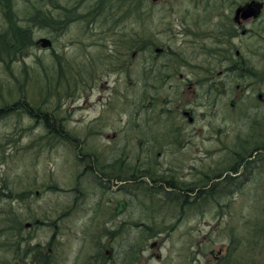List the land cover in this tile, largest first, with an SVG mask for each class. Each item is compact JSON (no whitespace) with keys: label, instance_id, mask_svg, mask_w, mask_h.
I'll use <instances>...</instances> for the list:
<instances>
[{"label":"rangeland","instance_id":"rangeland-1","mask_svg":"<svg viewBox=\"0 0 264 264\" xmlns=\"http://www.w3.org/2000/svg\"><path fill=\"white\" fill-rule=\"evenodd\" d=\"M26 1L13 0L12 8L19 19L25 17ZM55 1L60 7H71L74 3L71 0ZM142 1V6L134 15L139 14V18L146 24L150 22V26L143 27L131 18L125 23L131 27L119 25L118 29L121 34L131 36L132 41L137 38L138 32L154 35L155 46L144 55L132 58L135 46H125L128 37L117 36L116 31L115 34L108 32L107 27L97 21L88 25L74 22L56 34L45 27L33 28L32 38L35 41L48 39L50 47L35 45L29 51H24L9 63L10 71L0 61V109L5 104L13 109H9L8 114L0 112V230L10 229L15 235L18 233V241H22L21 249L27 251L31 259L32 255L41 254L44 250L47 252V248H50L51 252L47 253L49 258L54 259L52 264L95 263L93 258L99 249L98 244H101V256L110 257L107 264H212L217 254L226 252L230 229L243 233L247 230L244 221L250 220L252 224L256 219L254 209L258 207V200L264 197V170L258 175L254 170L247 172L248 169L241 167L236 175L230 172L232 179L227 185L221 181L226 177L224 173L222 177L208 182V186L219 179L220 184L224 183L223 192L218 193L221 197L218 208L205 203L201 209L188 208L180 214L183 210L166 206L162 212L154 213L158 216L154 218L158 225L153 226V231L166 228L165 233H159L157 237L142 239L144 236L140 229L133 227L123 230V233L118 232L109 242L104 236L106 229L115 230L123 222L125 225L136 220L146 225L151 223L140 219L149 214L139 210L135 199L121 213L113 212L118 200L127 201L128 198L121 193L123 191L116 190L115 184H112L111 190L102 188L100 182L104 180H101V176L86 168L89 160L86 154L93 151L100 157L108 158L112 151L120 154L124 150V155L133 156L128 157L133 164L136 160L134 156L144 160L145 150H148L150 143L145 144L140 132L142 130L145 135V131L154 128L150 122L157 120L155 114H159L160 122L164 123L167 117L164 108L167 106L161 104L162 101L174 96L183 101L191 96L178 74L187 76L191 81L197 80L202 89L210 91H201V98L196 101L198 104H206L208 99L211 103L213 97L220 93L218 90H227L225 84L230 83L231 86L221 97H215L217 112L221 116L220 138L210 131L208 135L212 138L208 141L206 137L205 141L204 133L208 125L195 119L189 129L194 127L201 132L198 135L192 132L194 137L189 142H182V148L163 144L155 148L160 152V166L154 168L162 171L165 178L168 177L166 170H170L175 180L198 183L203 181L204 176L215 175L222 167L231 166L236 161L234 153L264 145V137L260 136L264 135V101L255 100L257 93L264 94V38L254 35L237 43V49L242 53L241 46L263 51L247 56V50H244L247 66L261 73L252 78L255 80L251 86L254 91L248 90L249 93L239 100L240 105L231 109L229 100L238 91L235 86L248 82L240 81L236 73L214 72L210 75L216 80V91L209 90L207 79L211 76H206L204 70L207 62L197 56L193 41H190L195 39L190 36L182 39L176 35L179 30L173 28L174 23L183 19L185 11L191 9L189 0H172L166 4ZM28 2L50 11L53 16L60 15L49 0ZM2 23L0 16V25ZM253 27L264 28V9ZM209 46L210 43L203 47ZM156 47L168 50L157 58L158 68L161 67L159 70L174 68L178 71L169 81L176 89H170L168 82L162 84L156 80L157 84H152L155 92L148 89L140 95V87L134 85V80L139 77L135 72L142 67L143 59L149 54L154 55L153 48ZM55 53L61 55L59 64H55L52 57ZM178 55H182L184 64L172 67L169 61ZM221 61L219 67L216 65V70L224 65L228 67V61ZM58 68L66 70L65 76L58 72ZM152 95L155 97L152 103L156 106H143ZM12 102L17 104L13 107ZM29 104H41L42 109L31 108ZM205 110L209 109L198 108L195 112L201 114ZM249 113L256 114L260 126L250 127L251 121L246 118ZM151 114L155 119L153 121L149 120ZM177 118V121L185 123L182 115ZM59 132L68 134L69 142L62 141L60 137L53 138ZM145 139L153 138L145 135ZM176 148L181 151L172 156L171 152ZM255 153L256 156L264 154L263 150ZM261 158L264 160V157ZM260 165L256 164L255 167ZM240 181L244 183L237 192L232 185ZM101 196L111 200L104 208L102 205L96 206ZM72 203L74 209L68 216H58ZM27 224L31 226H25ZM110 247L112 252L109 251ZM133 250L136 252L131 255ZM259 252L258 248L244 255L243 259L253 264L255 258H264V251ZM123 253L125 256L129 253L128 257L125 258ZM7 254L0 252V258L2 255L7 258ZM77 256L81 257L79 261L76 260ZM104 257L102 261L106 260Z\"/></svg>","mask_w":264,"mask_h":264},{"label":"flooded vegetation","instance_id":"flooded-vegetation-1","mask_svg":"<svg viewBox=\"0 0 264 264\" xmlns=\"http://www.w3.org/2000/svg\"><path fill=\"white\" fill-rule=\"evenodd\" d=\"M150 1H152L153 4H158V3L166 4L168 3V1L173 2L172 0H150ZM211 1L214 5L211 3ZM237 1L238 0H189L191 9L185 11L183 19L178 21V23H174L173 25L174 29L180 31V32L176 31L177 36L182 37V39L189 38V36L190 38L195 39V40L190 39V41H193V47L197 51V56L202 57L204 61L207 62L206 70H204L205 72L211 73V74L214 72L215 73L225 72V73H232V74L236 73V77L240 81L248 82L242 86H235V89H238V91H236L234 96L229 100L231 109H236V107L240 105L241 102H239V100L249 93L248 90L254 91L253 90L254 87H251V86L254 85L253 81L255 80H252V78H255L257 72H259L257 69L254 70L253 68H251V66L250 67L247 66V63H246L247 61L243 57L244 50L245 51L247 50V53H246L247 56H251L253 53L259 52L260 50H262L256 47H250L246 45L248 46L247 49H245L246 48L245 46L244 47L241 46V49L243 51L242 53L240 49H237V43L240 42L241 39H244V38L247 39V38H250V36H254V35L257 36L258 38H264V28L258 27L255 29V27H253V25L255 26V23L258 22L260 19V14L264 9V0H242L241 2H237ZM252 1L260 3L261 6L263 7L260 13L258 14L257 18H254V17L244 18L242 17L244 15L243 12H239L236 14L239 8L246 6ZM212 17L214 19H212ZM137 22L143 25V27H146L148 25L150 26V22H148V24H146L145 22L144 23L140 22V21H137ZM142 33L138 32L137 38H134V44H136L138 48L134 50L132 58H134L136 55L143 54L144 52V51H141L139 48L141 47V44H142L141 39H144L146 41L150 40V42L153 43L154 35H148L149 33H146V32H142ZM174 39L176 40V36H174ZM209 43H210L209 47H206V48L203 47L204 45L209 44ZM154 46L155 44L151 45V47H154ZM167 51H168L167 48H165V50H163L161 47L153 48L154 55L149 54L148 58L146 59L148 60L150 59L152 61V64L158 67L159 65H158L157 58L161 57V54L163 55L164 53H167ZM182 55H178L179 57L172 58L171 61H169L170 63H172V67H175L177 65L180 66V63L184 64V61H182ZM220 60H222L221 62L228 61L229 65L227 68L224 65L223 68L216 70L215 67L216 65L217 66L219 65ZM238 61L241 63H239ZM185 62L187 63V61ZM165 66H167V64ZM160 68L152 70L148 74L150 75L154 73L155 76L153 78L151 77L147 81V83L146 81L142 82V76L140 75L141 72L137 73L139 77L136 80H134V85H138L140 87L139 92L141 90H144L145 91L144 93H146V90L148 89H151L152 92H154V89L156 88L152 84L153 82L157 84L156 80H159V83H162V84L168 82V84H170L169 85L170 89H176L175 85L171 84L169 81L172 77H174L175 75L174 73H177L178 71L174 68L159 70ZM157 73L162 74V76L160 78L157 77L156 76L158 75ZM262 73H264V71ZM177 76L179 77L180 82L184 83V86H186L185 89L189 92L191 96L189 98L183 99V101H179V98L177 96H174L173 99L169 100L168 98H166L161 103L167 106L166 108H164V114L167 117L165 120L166 124L164 123L165 127L162 131L164 132L165 130L167 137H169L171 141L178 142L175 146L174 144L170 142L171 144L169 146L182 148L181 147L182 142L184 143L189 142L190 140H192V137H194V135L200 134L201 132L200 129L195 130L194 127H192L193 129H189L190 126H193L192 124L194 123L195 119L200 120V123L203 122L204 124L208 125L204 133L205 141H206V137L208 141L212 138V136L208 135L210 131L213 132L216 138H220L218 136L220 135V128H221L220 117L221 116L219 117V113L217 112L218 103L216 102L215 97L219 98L221 97V94H225V92L229 91V88L231 86L230 83L228 85L225 84L227 90L226 89L223 90L221 88L220 90L217 91L220 93L218 95H215V97H213L214 101H212L211 103H209L208 101L209 99H208L206 100V104H198L196 103V101L199 98H201V95H200L201 91L202 93L204 92L209 93L210 91L209 92L206 91L205 88L202 89L201 88L202 86L197 80L196 81H194V79L193 81L188 80L187 76H183L182 74H178ZM207 81L206 82L210 84L208 87L209 90L216 91L215 90L217 86L216 80L211 76L207 79ZM130 83L131 81L129 82V84ZM144 83H146V86L142 85ZM229 93L231 95V92ZM263 96L264 94L257 93V95L255 96V100L258 102H262L264 101ZM154 99L155 97H153L152 95L151 99L147 101V104L143 106H147V107L156 106L155 104L152 103V100ZM205 107L206 109H209V110L208 111L205 110L201 114H197L195 112L196 109L198 108L205 109ZM179 115H182V117L185 119L184 120L185 123H181L180 121H177L178 119L177 117ZM192 132L194 133V135H192ZM144 133L145 135H147L146 131ZM140 135L143 138V141L144 140L146 141V142L144 141L145 144L149 143L147 141H154L153 139H145V135L142 134V130L140 132ZM177 148H176V151L171 152L172 156H174L175 154L181 151V149H177ZM157 151L159 150L155 149L154 152L153 150L151 151L145 150L144 157H143L144 160L140 159L138 156H134L136 159L134 160V164L132 163L133 161L131 162L128 159V157L133 158V156L124 155V150L120 154L114 153V151H112L111 155H108V158L100 157V155H96L95 152L93 151L87 152L86 157L89 158V160L87 161L88 165L86 166V168L88 169V171L94 172L95 175L101 176L100 177L101 180H104L103 183L100 182V184L102 185V188H104V190L105 189L111 190V186L115 184L114 187H116V190H119V192L123 191L121 193L124 196L126 194L128 198L127 201L125 199L124 201L118 200L116 202V207L113 208V212L121 213L124 210V207H126V205L127 206L131 205L134 202L133 199L135 198H133V195L135 191L132 189H134V185L141 183V182L143 183L140 185H143L144 187L153 188L154 190L156 187L164 189L163 191L162 190L159 191L161 194H160V197L158 198L160 199H162V195H163V197L166 196L170 198L174 196L176 199H181L183 202H185L186 200H189L188 199L189 193L187 192L186 188H183V187H181L180 189L175 188L176 192L174 191L173 188L176 186L177 182L179 181L184 182V180H181V179L175 180L174 174L170 173L171 172L170 170H166L167 172L165 171L168 174L167 178L164 177V173L162 171L155 169L154 167L152 168L153 170L149 168L151 171H155L152 174V177H146V175H144L146 170L143 168L145 166L150 165V164H153L154 166H157V165L160 166V161L158 159L160 152H157ZM151 152H152V155L150 154ZM251 154L252 156L247 159L248 161L256 158L255 152ZM152 157H153L152 160L148 159ZM260 160L263 161L261 157H260ZM245 162L246 161H241V167H243V165H247L245 164ZM124 163L128 164V166L131 168H133L134 166L136 168L135 173L133 175H130L129 176L130 178H128L127 180H124V179H126L128 175L123 177L122 171H120V167H122ZM236 163L237 161L232 162L231 166H229L230 171H233V169H235ZM257 163H259V160H255L254 164H257ZM228 164H230V162ZM236 174L237 173H234V175ZM185 183H188V182H185ZM199 188L202 190L204 189L201 186ZM136 196L138 197L139 194ZM108 201H111V200H108L107 198H103V196H101L96 206L102 205V207L104 208L105 205L109 204ZM71 205L72 206H69L67 209H65L63 213L60 214L59 212L58 216L60 217L68 216L69 213L74 209L73 203ZM36 223L37 222H35V224ZM27 225L31 226V224H27ZM122 227L123 225L121 223L117 228H115V230L106 229L103 232L104 236L107 237L108 242L112 238H114L118 232L123 233ZM98 246H99V249H97V253L94 255L95 258H93V261H95V263H92V262H86V263L101 264V262L105 263L108 259H110V257L103 256L106 260L105 261L101 260V261H98V263H96V261L99 260V259L95 260L96 257L98 256V251H100V255L102 253L101 252L102 245L98 244ZM48 251L51 252L50 248H47V252ZM110 251H112V248L110 249ZM80 258L81 257L77 256L76 260L79 261ZM26 259L27 260H25L24 264H38V262L31 259V257L29 258L28 255ZM107 263L108 261L106 262V264Z\"/></svg>","mask_w":264,"mask_h":264},{"label":"trees","instance_id":"trees-1","mask_svg":"<svg viewBox=\"0 0 264 264\" xmlns=\"http://www.w3.org/2000/svg\"><path fill=\"white\" fill-rule=\"evenodd\" d=\"M26 1L25 11L24 15L25 17L22 19L17 18L16 14L13 10V0H0V16L3 19V23L0 25V61L4 63L5 69L9 70V63L13 62L14 59L18 57L21 53L24 51H29L30 48L37 45V41H35L32 38V29L33 28H40V29H50L53 34H56L57 32L64 31L67 29L68 25L74 22H77L81 25H88L97 23V21H101L105 27H107V31L110 33L117 32L120 36H125L127 38V35H123L119 31V25L123 28H129L131 26H127L126 22L129 21V19L135 20L134 23L137 21L143 22L138 16L134 14L137 13L138 9L142 6L143 1L142 0H71L73 1V5L70 6H64L60 7L57 4V1L55 0H49L54 7L55 10H59V16H53L50 11L42 10L41 8L36 7L35 3H30ZM68 1V0H67ZM89 3V4H88ZM71 11V12H70ZM128 17V19H127ZM135 17V18H134ZM127 19V20H126ZM126 23V24H125ZM144 23V22H143ZM118 25V26H117ZM120 27V28H122ZM130 31V29L128 30ZM131 32V31H130ZM147 33V32H146ZM130 35V34H128ZM126 47L129 45L133 47L135 46V49L138 48L136 44H134V41L131 40L128 37V39L124 42ZM141 47L140 50L144 52H148L152 47L151 45H154L153 43L149 41H146L144 39H141ZM151 47V48H150ZM132 52H134L132 50ZM143 52V53H144ZM52 57L55 60V64H59L61 55L58 56L55 54H52ZM148 58V57H147ZM55 64H53V67H55ZM142 67L138 70H136L135 73H140L142 76V82L147 83V81L152 77L155 76L154 73L148 75L152 70L158 69L154 64H152V61L149 59H143L142 61ZM60 67V66H58ZM59 73H64L63 76H65L66 70L63 68H58ZM206 69V67H205ZM208 69V68H207ZM10 71V70H9ZM58 73V74H59ZM260 73V72H257ZM157 77H161L162 74L157 73ZM210 75V73H206V76ZM213 75V74H212ZM211 76V75H210ZM146 83L142 84L146 86ZM154 86V85H153ZM9 92V91H8ZM145 91L141 90L140 95H142ZM155 92V89H154ZM11 95L12 93L9 92ZM143 98V97H142ZM13 107L14 104L16 105V102H12ZM30 105V104H29ZM31 108H35L37 110L42 109L41 104L38 105H30ZM11 108H8L6 104L4 107L0 109V112L3 114H8V111ZM13 110V109H12ZM157 116L155 119L153 118V114L150 115V119L153 122V129L151 128L150 131L147 132V137L153 138L154 141H147L150 143V147L148 150L155 151L156 147H161L163 145H170L171 143L174 144V146L178 143L176 141H171L169 137H167L166 132L162 131L164 129V123L163 121L160 122L159 120V114H155ZM256 114H248L246 118L251 121L250 127L253 126H260V122L256 119ZM31 117V116H30ZM34 122L35 120L32 119ZM47 123V122H46ZM155 130V131H154ZM162 131L163 133H158ZM154 132L157 134L155 135ZM260 135V134H259ZM258 135V136H259ZM254 136V135H253ZM264 137V135H260ZM62 138V141L69 142V135L68 134H62L61 132L57 133L53 138ZM171 142V143H170ZM263 150L264 152V145H258L256 147H253L249 151H242L240 153H234L236 154V166L233 171L229 170V167H222L221 170L216 173L215 175H206L204 176L203 181H200L198 183H185V182H177L176 186L173 188L176 192L175 188H186L187 192L189 193V200H186L183 202L181 199H176L174 196L172 198L166 197L162 195V199L158 198L160 197V190H164L162 188L156 187L155 190L153 188L144 187L141 183H138L134 185L135 193L133 195V198L136 199L138 205L137 207L139 210L144 211L145 213L148 212L149 215L141 216L140 219L148 220L151 224L146 225L144 222H141V220H136L130 222L131 224L122 223L123 230H127L130 227L133 228H139L140 232L142 233V236H144L142 239H148L152 237L159 236V233H165V227L162 229H157V232L153 231V226L158 225L156 223L155 219H157L158 216H156L154 213L158 211L162 212L163 208L166 206H169L170 208H179L183 210L180 214L184 213L185 209H201L205 203H208L210 205H213L215 208L219 207L220 202V196H218V193L223 192V189L225 186H223L224 183L220 184L219 181L211 182L212 184L208 186V182L213 181L214 179H217L219 177H222L221 175L224 173L226 177L221 180L223 182H226V185L228 184V181L232 177L229 175L230 172L233 174L236 173L241 168V161H246L243 167L248 169L247 172H250L254 170L259 175L264 170V160L261 161L260 157H264V154L257 155L256 158L251 159L248 161L247 159L252 156L251 153ZM81 152V151H79ZM152 155V152L150 153ZM152 160L151 158H148ZM255 160H259V163L261 164L258 168L255 167L256 164H254ZM248 161V162H247ZM220 164H223V162H220ZM227 165V164H226ZM154 167L153 164L145 166L143 169L146 170L145 174L146 177H152V174L155 171L152 168ZM84 168V167H83ZM83 168L79 172L80 175L83 173ZM151 170H150V169ZM135 166L133 168L129 167L128 164L122 165L120 167V171H122L123 177L127 176L126 179L130 178V175H133L135 173ZM246 181V180H245ZM219 182V183H218ZM244 182L240 181L237 182V184L232 185L234 186L233 190L240 191L242 184ZM204 188L203 190L199 187ZM231 185V184H230ZM139 194V199L136 195ZM1 195V194H0ZM264 195V194H263ZM2 196V195H1ZM142 197V198H141ZM157 197V198H156ZM144 199V200H143ZM1 200V198H0ZM257 202V206L255 207L254 211H256V219L255 221L250 224V220L244 221V224L247 225V230L243 233H235V230L232 228L230 229V233H228V239H229V245L226 248V252L223 255H218L215 257V261H213L212 264H252V261H245L243 259L244 255L248 253H253L254 250L256 251L259 248V253L261 254L262 251H264V197L262 196ZM263 201V202H262ZM262 202V204H259ZM259 204V205H258ZM256 206V205H254ZM156 216V218H155ZM155 218V219H154ZM168 230H171V228H168ZM112 235V234H111ZM110 235V236H111ZM18 233L17 235L14 234V232L10 229H1L0 230V238H3L4 240L0 241V252H3V254L8 253V257H4L3 255L0 258V264H21L25 260H27V251L22 250L21 248V242L18 241ZM17 237V239H16ZM13 241V242H12ZM111 249V247H110ZM109 249V251H110ZM112 252V251H110ZM136 251H132L130 254L134 255ZM141 253V251H140ZM113 254V253H112ZM124 254V253H123ZM129 254V253H128ZM128 254L125 256V258L128 257ZM137 258V257H136ZM32 259H35L38 264H52L54 263V259L52 260L49 258V254L44 250L41 254H35L32 255ZM99 259L98 261L103 260V256L100 255V251H98V256L95 260ZM258 260H253V264H264V258H255ZM135 260V258H134ZM262 262V263H261ZM81 264H85V262H82Z\"/></svg>","mask_w":264,"mask_h":264},{"label":"water","instance_id":"water-1","mask_svg":"<svg viewBox=\"0 0 264 264\" xmlns=\"http://www.w3.org/2000/svg\"><path fill=\"white\" fill-rule=\"evenodd\" d=\"M262 6L260 3L257 2H251L249 4H247L246 6L239 8L236 12H243V16L244 18L248 17V18H257L258 14L260 13V11L262 10ZM37 45H39L40 48H48L50 47V41L48 39L45 38H40L37 42ZM28 226V225H25Z\"/></svg>","mask_w":264,"mask_h":264},{"label":"bare ground","instance_id":"bare-ground-1","mask_svg":"<svg viewBox=\"0 0 264 264\" xmlns=\"http://www.w3.org/2000/svg\"><path fill=\"white\" fill-rule=\"evenodd\" d=\"M126 1V0H125ZM129 1V0H128ZM131 120V119H130ZM63 123V122H62ZM65 125V124H64ZM65 127H66V125H65ZM68 133V132H67ZM234 174V173H233ZM42 245V244H41Z\"/></svg>","mask_w":264,"mask_h":264}]
</instances>
